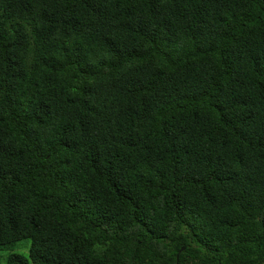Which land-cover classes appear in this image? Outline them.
<instances>
[{"label":"trees","instance_id":"obj_1","mask_svg":"<svg viewBox=\"0 0 264 264\" xmlns=\"http://www.w3.org/2000/svg\"><path fill=\"white\" fill-rule=\"evenodd\" d=\"M0 264H264V0H0Z\"/></svg>","mask_w":264,"mask_h":264},{"label":"rangeland","instance_id":"obj_2","mask_svg":"<svg viewBox=\"0 0 264 264\" xmlns=\"http://www.w3.org/2000/svg\"><path fill=\"white\" fill-rule=\"evenodd\" d=\"M28 248H29V240L25 239L21 241L14 249L15 253H20L23 256L27 257L28 256ZM3 255V253H1ZM3 263V262H2Z\"/></svg>","mask_w":264,"mask_h":264}]
</instances>
